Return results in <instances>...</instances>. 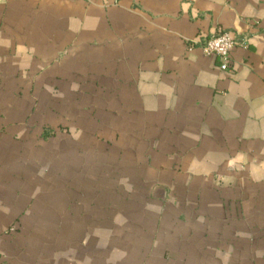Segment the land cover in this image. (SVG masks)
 <instances>
[{
	"label": "crops",
	"instance_id": "0c3cea01",
	"mask_svg": "<svg viewBox=\"0 0 264 264\" xmlns=\"http://www.w3.org/2000/svg\"><path fill=\"white\" fill-rule=\"evenodd\" d=\"M0 247L264 264V0H0Z\"/></svg>",
	"mask_w": 264,
	"mask_h": 264
},
{
	"label": "built area",
	"instance_id": "2783aa9c",
	"mask_svg": "<svg viewBox=\"0 0 264 264\" xmlns=\"http://www.w3.org/2000/svg\"><path fill=\"white\" fill-rule=\"evenodd\" d=\"M246 39L243 40V44ZM237 44V40L232 37L231 33L225 29H217L205 39L201 46L207 55L215 56L220 61L222 70H228L231 64V51ZM3 254L0 247V264L2 263Z\"/></svg>",
	"mask_w": 264,
	"mask_h": 264
}]
</instances>
